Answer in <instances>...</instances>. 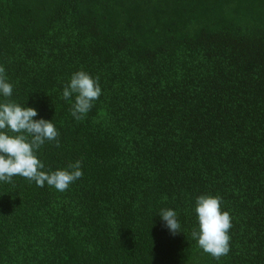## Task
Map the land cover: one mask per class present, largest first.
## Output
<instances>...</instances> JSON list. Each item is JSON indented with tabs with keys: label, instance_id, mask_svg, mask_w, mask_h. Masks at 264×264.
Segmentation results:
<instances>
[{
	"label": "trees",
	"instance_id": "1",
	"mask_svg": "<svg viewBox=\"0 0 264 264\" xmlns=\"http://www.w3.org/2000/svg\"><path fill=\"white\" fill-rule=\"evenodd\" d=\"M0 65L59 131L45 170H83L0 183V264H264V0H0ZM79 69L102 94L75 120ZM199 195L232 218L219 259L191 238Z\"/></svg>",
	"mask_w": 264,
	"mask_h": 264
},
{
	"label": "clouds",
	"instance_id": "2",
	"mask_svg": "<svg viewBox=\"0 0 264 264\" xmlns=\"http://www.w3.org/2000/svg\"><path fill=\"white\" fill-rule=\"evenodd\" d=\"M13 89L14 84L8 79L3 65H0V183H11L14 177L19 176L35 182L37 187L47 185L63 192L82 177L81 161L70 162L66 168L45 170L37 151L46 141H55L59 145V131L52 119L36 118V108L9 99ZM101 94L99 77L79 69L63 85L61 98L70 103L72 117L81 120ZM194 212L196 226L191 231V238L213 258L226 256L230 251L232 218L228 211L222 209V198L199 195L195 198ZM156 215L171 234L180 232L174 209L161 208Z\"/></svg>",
	"mask_w": 264,
	"mask_h": 264
}]
</instances>
